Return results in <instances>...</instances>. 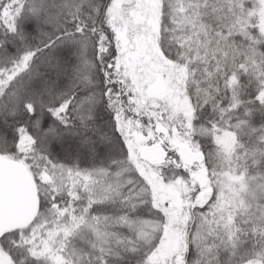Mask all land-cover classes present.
<instances>
[{"label": "snow or ice", "instance_id": "1", "mask_svg": "<svg viewBox=\"0 0 264 264\" xmlns=\"http://www.w3.org/2000/svg\"><path fill=\"white\" fill-rule=\"evenodd\" d=\"M0 264H264V0H0Z\"/></svg>", "mask_w": 264, "mask_h": 264}]
</instances>
